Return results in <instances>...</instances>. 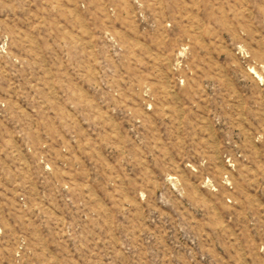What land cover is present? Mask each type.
<instances>
[{
    "label": "rangeland",
    "instance_id": "1",
    "mask_svg": "<svg viewBox=\"0 0 264 264\" xmlns=\"http://www.w3.org/2000/svg\"><path fill=\"white\" fill-rule=\"evenodd\" d=\"M0 264H264V0H0Z\"/></svg>",
    "mask_w": 264,
    "mask_h": 264
}]
</instances>
